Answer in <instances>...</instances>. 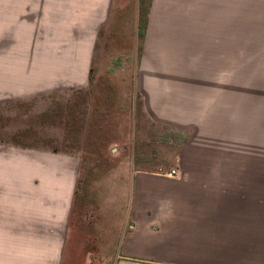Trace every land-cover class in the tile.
Listing matches in <instances>:
<instances>
[{"label":"crops","instance_id":"obj_1","mask_svg":"<svg viewBox=\"0 0 264 264\" xmlns=\"http://www.w3.org/2000/svg\"><path fill=\"white\" fill-rule=\"evenodd\" d=\"M172 2L150 0L144 37L153 62L140 72L165 78L185 73L183 66L168 62L176 41L190 40L167 29ZM158 7L164 17L161 31L154 17ZM139 13L140 0H0V104L57 88L123 85L89 77L92 71H104L105 57L126 48L132 52L139 39ZM30 71L49 74L31 79ZM143 81L155 120L185 130V119L197 117L185 111V104L191 107L185 83L171 80L176 90L168 91L155 77ZM162 95L177 101L172 110L159 105ZM121 164L110 175L121 179L113 201L117 219L111 217L105 190L93 194L105 206L92 215L80 211L85 227L77 232L93 245L84 263L264 264V182L185 172V167H206L185 163V149L173 164H156L151 170ZM172 170L179 174L170 175ZM77 180L78 163L70 156L0 158V264H63Z\"/></svg>","mask_w":264,"mask_h":264},{"label":"rangeland","instance_id":"obj_2","mask_svg":"<svg viewBox=\"0 0 264 264\" xmlns=\"http://www.w3.org/2000/svg\"><path fill=\"white\" fill-rule=\"evenodd\" d=\"M149 6L150 0H140L139 39L133 41V54L120 50L104 58V71L90 73L89 80L123 85L57 88L0 104V158L17 161L27 153L35 158L53 154L78 163L69 223L73 231L66 237L63 264H87L83 259L93 245L77 232L85 227L78 218L81 210L91 214L103 207L94 193L107 191L111 217L117 219L113 201L117 202L121 179L110 175L121 169L122 162L151 170L156 164H173L185 149V163L206 166L185 167V172L264 182V0H173L167 29L180 38L185 33L190 40H177L168 61L183 66L185 73L168 78L140 72L151 61L144 37ZM161 13L158 7L157 31L165 28ZM35 74L49 73L30 71V78ZM151 77L166 84L168 91L176 90L171 80L185 83V100L191 102L185 111L197 116L190 123L185 119V130L149 115L143 80ZM176 102L162 95L159 105L172 110L171 103ZM83 192L88 198L80 195Z\"/></svg>","mask_w":264,"mask_h":264},{"label":"built area","instance_id":"obj_3","mask_svg":"<svg viewBox=\"0 0 264 264\" xmlns=\"http://www.w3.org/2000/svg\"><path fill=\"white\" fill-rule=\"evenodd\" d=\"M169 174H170V175H174V176H176V175H178L179 173L176 172L175 170H172Z\"/></svg>","mask_w":264,"mask_h":264}]
</instances>
